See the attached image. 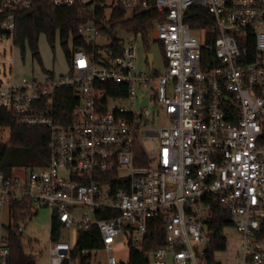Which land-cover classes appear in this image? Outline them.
Instances as JSON below:
<instances>
[{"label":"built area","instance_id":"1","mask_svg":"<svg viewBox=\"0 0 264 264\" xmlns=\"http://www.w3.org/2000/svg\"><path fill=\"white\" fill-rule=\"evenodd\" d=\"M40 1L93 14L77 34L100 58L69 35L67 75L0 82V109L49 132L46 164L0 172V264H9L11 233L23 235L20 222L42 211L48 264H70L76 235L92 226L107 264H124L111 256L116 238L142 251L154 218L163 241L145 252L148 264H264V0H0V29L12 37L16 13ZM103 7L105 17L119 7L161 21L147 36L123 31L135 40L118 37L112 57L94 20ZM138 38L159 46L160 70L148 53L137 70ZM63 89L74 104L57 117ZM213 203L232 224L225 249L209 257Z\"/></svg>","mask_w":264,"mask_h":264},{"label":"trees","instance_id":"2","mask_svg":"<svg viewBox=\"0 0 264 264\" xmlns=\"http://www.w3.org/2000/svg\"><path fill=\"white\" fill-rule=\"evenodd\" d=\"M196 11V10H192ZM94 16L88 11L79 13L77 9L53 8L45 1L34 4L28 10H21L16 13L15 27L11 37L12 44L17 47L22 54L28 47L32 58L40 60L38 53V39L44 35L50 45H53L55 35H59L60 44L63 47L65 57L69 63L71 58L69 50L66 47L69 35L73 37V47L82 48L88 54H94L95 60L100 58L97 54L98 47H87L77 34V26L93 20ZM95 23L99 28L100 34L105 35L110 43L112 51L111 56L121 55V49L118 39V31L125 32H143L145 36L153 26L161 21V18L155 12L138 14L132 18L127 17L126 13L119 7H115L108 17H105V7L95 10ZM2 18H0V22ZM188 22V20L186 19ZM191 26H194L191 24ZM6 35L0 29V38ZM50 76L52 75L51 73ZM114 89L118 86L111 85ZM110 94L111 92L108 91ZM72 92L69 89H63L58 92V97L54 103V110L57 117L68 113L72 105ZM0 128L9 129V138L5 143L0 144V172L10 174L14 169L34 168L44 165L48 161L47 141L49 132L43 128L25 127L17 122L13 112L0 109ZM99 218H106L99 216ZM230 215L220 208L216 203L212 204V217L207 222L209 230L210 244L207 254L210 257L214 252L221 251L226 247V241L222 237L225 227L230 226ZM59 224L54 222L53 230L56 231ZM59 235L53 233L51 239L59 240ZM163 231L162 221L159 218L151 219L147 224L145 240L142 244V251H138L134 246H129L127 262L124 264H148L145 252L155 249L162 244ZM100 234L96 227L92 226L78 232L76 235L74 249L71 253V260L78 258L79 264H89L90 251L102 249ZM87 252L83 254L82 252ZM9 264H35L34 258L25 253L22 242V235L13 231L10 235V257ZM63 264H69L64 262Z\"/></svg>","mask_w":264,"mask_h":264},{"label":"rangeland","instance_id":"3","mask_svg":"<svg viewBox=\"0 0 264 264\" xmlns=\"http://www.w3.org/2000/svg\"><path fill=\"white\" fill-rule=\"evenodd\" d=\"M107 5L115 3V0H105ZM117 36L126 43L134 42L135 37L128 35L123 31H118ZM136 68L138 71H146V54H152L154 57L153 67L160 70L162 68V57L159 46L156 43L145 46L141 39L136 40ZM97 45H107V40L98 39ZM67 49L71 45L67 41ZM38 53L40 60L32 58L28 47L24 54L12 44V39L6 36L0 38V82L19 83L22 80L42 81L48 73L54 76L67 75L70 71L69 63L65 57L63 47L60 44L59 35H55L53 45H50L44 35L38 39ZM9 138V129L0 128V144L5 143ZM20 226L25 230L22 235V242L25 253L34 258L35 264H48V245L49 236V218L46 211L40 212L36 218L31 221L20 222ZM68 236H63V240H68ZM90 256L89 264H107V254L102 249L88 252ZM129 250L127 243L122 236L116 238L112 246L111 256L126 263ZM70 264H79L78 258L71 261Z\"/></svg>","mask_w":264,"mask_h":264},{"label":"water","instance_id":"4","mask_svg":"<svg viewBox=\"0 0 264 264\" xmlns=\"http://www.w3.org/2000/svg\"><path fill=\"white\" fill-rule=\"evenodd\" d=\"M148 60H149V63H151V60H152V55L151 54L148 55Z\"/></svg>","mask_w":264,"mask_h":264}]
</instances>
